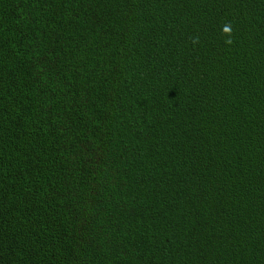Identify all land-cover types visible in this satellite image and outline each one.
Instances as JSON below:
<instances>
[{
	"label": "trees",
	"instance_id": "trees-1",
	"mask_svg": "<svg viewBox=\"0 0 264 264\" xmlns=\"http://www.w3.org/2000/svg\"><path fill=\"white\" fill-rule=\"evenodd\" d=\"M0 264H264V0H0Z\"/></svg>",
	"mask_w": 264,
	"mask_h": 264
},
{
	"label": "clouds",
	"instance_id": "clouds-1",
	"mask_svg": "<svg viewBox=\"0 0 264 264\" xmlns=\"http://www.w3.org/2000/svg\"><path fill=\"white\" fill-rule=\"evenodd\" d=\"M225 31H228L229 29L227 28V27H225V29H224Z\"/></svg>",
	"mask_w": 264,
	"mask_h": 264
}]
</instances>
